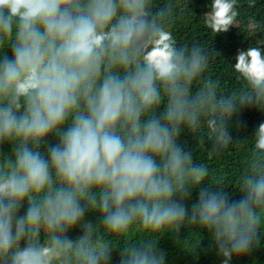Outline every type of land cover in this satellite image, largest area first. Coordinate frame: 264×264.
<instances>
[{
  "label": "clouds",
  "instance_id": "obj_1",
  "mask_svg": "<svg viewBox=\"0 0 264 264\" xmlns=\"http://www.w3.org/2000/svg\"><path fill=\"white\" fill-rule=\"evenodd\" d=\"M175 8L173 0H0V143L11 145L0 158V264H109L117 249L118 264H164L156 237L185 221L210 234L223 264L260 245L264 121L243 141L226 121L242 107L264 112V39L237 50L240 86L220 89L206 75L211 52L177 42ZM208 8L212 33L238 27V0ZM201 121L208 158L245 144L250 154L238 200L201 188L189 208L211 170L177 138ZM53 133L57 143L42 152ZM89 211L99 224L82 223ZM77 225L79 236L66 235Z\"/></svg>",
  "mask_w": 264,
  "mask_h": 264
},
{
  "label": "trees",
  "instance_id": "obj_2",
  "mask_svg": "<svg viewBox=\"0 0 264 264\" xmlns=\"http://www.w3.org/2000/svg\"><path fill=\"white\" fill-rule=\"evenodd\" d=\"M166 0H154V6H162ZM176 5L175 19L172 31L180 44L191 45L199 42L211 52L210 68L206 75L220 81V89L231 91L240 86L235 78L232 65L235 64V55L238 49H246L254 46L257 40L264 39V0H238L240 16L238 27H230L227 32L212 33L204 24L203 15L209 10L211 0H173ZM254 5V6H253ZM255 26L254 31L252 30ZM213 52H212V51ZM195 88H193V92ZM163 105L160 111H162ZM264 121V112L255 107H242L235 112L227 121V130L233 140L251 139L260 122ZM196 132H190L182 127L177 138L178 145L185 151H193L194 156L205 162L211 175L198 188L193 189L190 197L185 201L190 208L197 200L201 188L216 190L223 187L232 199H239L242 193L236 186L240 175L247 167L250 154V144L238 147H229L221 155L212 158L207 157V151L211 149L212 142L207 137L206 126ZM67 125H65L66 127ZM56 134H50L45 138V143L40 150L46 153L49 146L57 143ZM203 141V150L200 142ZM11 151V145L0 143V158L7 156ZM210 182L223 181L216 185ZM27 202L21 207L19 214L26 211ZM92 222L93 225L100 223L98 212H86L82 223ZM199 231V232H198ZM82 233L81 225L70 229L66 235L75 239ZM139 234L135 231L129 233L131 238H137ZM157 248L165 253L164 264H223L224 257L218 255V248L211 239L210 234L204 230H198L187 221L181 225L179 230L164 232L156 237ZM41 242L45 239L41 233ZM200 241L198 244L197 242ZM122 240L114 243H122ZM197 244V245H196ZM196 245V246H195ZM195 247V248H194ZM118 249L111 253L112 260L109 264H118ZM228 264H264V238L260 245L253 251L233 255Z\"/></svg>",
  "mask_w": 264,
  "mask_h": 264
}]
</instances>
